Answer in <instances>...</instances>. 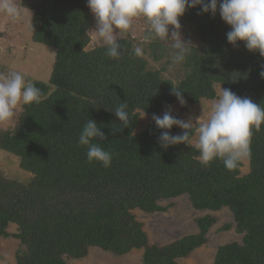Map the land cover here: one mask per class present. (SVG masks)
I'll return each mask as SVG.
<instances>
[{"label": "trees", "instance_id": "obj_1", "mask_svg": "<svg viewBox=\"0 0 264 264\" xmlns=\"http://www.w3.org/2000/svg\"><path fill=\"white\" fill-rule=\"evenodd\" d=\"M19 4L30 14L26 40L54 47L55 56L47 81L25 75L41 89L40 103L18 108L0 127V149L18 156L20 167L32 174L21 182L0 171V237L19 240L16 264H70L93 246L113 255L142 248L143 264H185L181 259L207 242L214 215L196 217L197 232L161 245L148 241L133 213L136 208L164 211L172 204L160 201L182 194L195 210L227 208L233 221L220 229L234 225L241 234L240 241L218 245L211 264H264V124L259 131L253 129L245 174L240 173L241 161L233 170L221 160L203 166L191 142L162 149L157 143L162 130L153 121L138 130L141 112L152 116L176 101L172 86L184 91L183 108L215 98L216 83L264 107V57L246 50L242 42L228 44L230 29L218 12L212 17L197 15L198 7L189 9L180 21L194 25L197 43L183 63V77L174 81L133 54V39L118 37L119 59L105 54L102 41L88 48L95 18L87 0ZM147 45L154 60L173 49L171 41L159 38ZM2 64L4 71L8 65ZM124 101L129 127L112 112ZM90 118L106 136L93 143L113 154L108 168L90 163L87 148L77 143ZM182 131L171 129L173 135ZM195 132L192 127L190 139ZM10 223L17 232L7 230Z\"/></svg>", "mask_w": 264, "mask_h": 264}, {"label": "clouds", "instance_id": "obj_2", "mask_svg": "<svg viewBox=\"0 0 264 264\" xmlns=\"http://www.w3.org/2000/svg\"><path fill=\"white\" fill-rule=\"evenodd\" d=\"M87 7L96 20L95 36L106 46L105 54L113 59H119L121 55L119 33L129 31L134 19L144 17L149 23L144 40L159 38L161 41H171V47L175 50L172 64L183 63L191 54L193 43L182 36L180 18L187 10L197 7V15L210 14L215 17L219 13L222 22L230 29L226 33L228 44L235 47L242 42L246 50L258 52L264 57V0H87ZM0 10L13 20L20 17L13 0H0ZM133 54L143 56V48L136 46ZM260 77L264 79V70L260 72ZM183 93L179 86H172L170 94L181 107L186 106ZM41 96V89L20 71L0 74V122L12 120L16 110L24 105L40 103ZM127 109L128 104L124 101L112 111L123 127H129L131 122ZM172 113V106L169 105L162 115L153 113L151 116L156 128L162 130L157 143L165 150L173 145H188L191 142L192 119H181ZM262 124L264 107L261 104L220 86L218 99L212 103L211 114L197 127L196 148L200 153V163L207 167L214 160H221L226 169L237 168L242 158L250 156L253 129L259 131ZM174 126L183 131L173 135L171 129ZM96 139L106 140V136L101 126L90 118L83 125L77 143L87 148L90 163L95 161L108 168L113 154L100 144L93 143Z\"/></svg>", "mask_w": 264, "mask_h": 264}, {"label": "rangeland", "instance_id": "obj_3", "mask_svg": "<svg viewBox=\"0 0 264 264\" xmlns=\"http://www.w3.org/2000/svg\"><path fill=\"white\" fill-rule=\"evenodd\" d=\"M13 2L20 11V17L18 19L13 20L0 10V74H6L9 71L15 70L20 71L24 75L47 81L55 56V48L50 45L26 40L25 35L29 33L27 26L28 19L30 20L29 11L20 6V0H13ZM180 23L182 25L181 32L184 39L196 44L197 42L193 38L195 35L194 25L182 23L181 21ZM95 26L96 20L91 31L93 41L88 44V48L93 46L94 42L102 41L95 36L93 31L95 30ZM148 30V21L144 17H139L133 20V25L129 31L120 32L118 37L133 39L135 47L140 46L143 48V57L147 61V68L158 69L162 77L174 81L181 79L185 71L184 62L176 65L172 64V57L175 53L174 49L164 53L158 60L152 59L147 48L149 41L144 40V32H148ZM15 40H17L18 44L15 43ZM13 45L14 48L12 49L11 47ZM13 50L15 51V55L11 53ZM2 63L8 65L4 71ZM220 86V83L215 84V98H201L197 103H189L186 108L181 107L177 101H174L170 104H164L157 115H162L163 111L167 110V107L171 105L173 115L185 120L192 119L196 132L190 141L192 145L196 146L198 139L197 127L200 123L205 122L211 114L212 103L218 99ZM143 115L144 112H141L138 130L143 129L152 121L150 115L146 114L145 117ZM7 122H0V127H5ZM240 161V173L245 174L249 170L248 158L244 157ZM0 171L5 176L21 182H28L32 176L31 172L20 167L18 156L3 149H0ZM168 201L172 205L164 211L147 213L137 208L133 210L136 218L142 222V227L150 243L162 245L180 238L185 234L197 232L198 228L194 221L196 217L211 214L217 218L207 233V242L195 248L187 257L181 259L185 264H211L218 245L229 241H240L241 234L235 231L234 225L226 230L220 229L224 223L233 221L232 214L227 208H222L217 211L195 210L190 205L186 194L179 195L170 200H163L159 203L165 205ZM7 230L10 233L17 232L16 224L10 223ZM18 246L19 240L17 238L13 236L7 238L0 237V264H16L15 251ZM142 253L143 249L139 248L132 249L123 255H113L106 250L93 246L89 248L85 257L70 259L69 263L143 264Z\"/></svg>", "mask_w": 264, "mask_h": 264}]
</instances>
